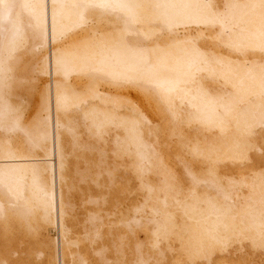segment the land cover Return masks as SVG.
<instances>
[{
	"label": "bare ground",
	"instance_id": "1",
	"mask_svg": "<svg viewBox=\"0 0 264 264\" xmlns=\"http://www.w3.org/2000/svg\"><path fill=\"white\" fill-rule=\"evenodd\" d=\"M261 138L264 0H0V264H264Z\"/></svg>",
	"mask_w": 264,
	"mask_h": 264
},
{
	"label": "rangeland",
	"instance_id": "2",
	"mask_svg": "<svg viewBox=\"0 0 264 264\" xmlns=\"http://www.w3.org/2000/svg\"><path fill=\"white\" fill-rule=\"evenodd\" d=\"M131 89V88H130ZM133 89V91H138V92H134L135 94H136V97H134V95H133V98H134V100L138 103V105L140 106V107H142L141 109L143 110V111H145V114H147V116L149 117V119L154 123V124H160V122H161V116H160V114L159 113H157V109H156V107H155V104H154V101L150 98V97H148L147 95L145 96V95H143L144 97H142L141 95H140V93L142 94V90H140V89H137V88H132ZM132 91V90H131ZM130 91V92H131ZM141 91V92H140ZM132 93V92H131ZM139 94V95H138ZM143 94H145L144 92H143ZM137 96H139V97H137ZM142 97V98H141ZM147 97V98H146ZM148 98H149V100H148ZM140 99V100H139ZM142 99H146V101H141ZM148 100V101H147ZM153 102V104H152V102ZM151 102V103H150ZM168 122V120L166 121V123ZM261 139H264V138H261ZM263 145V149H264V144H262ZM262 154V155H261ZM251 155L253 156V158H255V157H258V158H264V152H262V153H259V155H261V156H258V154L256 153V151L254 150V151H252L251 152ZM185 160H186V158H185ZM172 165H173V163H172ZM173 166H175L176 167V170L179 172V173H181V171H182V168L180 167V166H178V164L176 165L175 163H174V165ZM245 165H243L242 167H244ZM256 166H257V164L256 163H250V164H248V165H246L244 168H242L241 170H239L240 172H242V173H247V174H250L251 172L250 171H252V169L253 168H256ZM248 167V168H247ZM245 170V171H244ZM238 174V173H237ZM0 231H2V230H0ZM1 233V232H0ZM2 234V233H1ZM0 234V235H1ZM15 239V237H13V241L15 242L16 241V244L13 242V245H18L17 243H18V239L17 240H14ZM0 240H1V236H0ZM3 240V239H2ZM2 240L0 241V246L1 245H3V243H4V241L2 242ZM171 244H174L173 242H171ZM68 246V245H67ZM83 246V247H82ZM81 247L82 248H80V249H84V245H82ZM3 247V246H2ZM84 251V250H83ZM85 252V254H86V256L88 255V256H90V258H92V255L90 254V252H86V251H84ZM174 258H176V255L175 254H172V258H168V259H174ZM37 260H38V262H40L41 261V259L39 258V257H37L36 258ZM224 260V262L226 263L227 261H230V263L231 264H248V263H246V262H244L243 260H241V259H223ZM95 264H96V262H94ZM171 263H173L172 261H170V260H167V264H171ZM176 263V262H175Z\"/></svg>",
	"mask_w": 264,
	"mask_h": 264
}]
</instances>
